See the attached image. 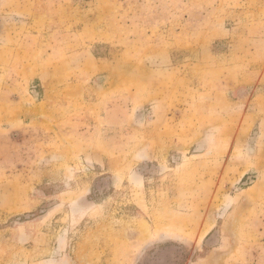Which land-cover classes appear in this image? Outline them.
Wrapping results in <instances>:
<instances>
[{
  "label": "rangeland",
  "instance_id": "1",
  "mask_svg": "<svg viewBox=\"0 0 264 264\" xmlns=\"http://www.w3.org/2000/svg\"><path fill=\"white\" fill-rule=\"evenodd\" d=\"M0 264H264V0H0Z\"/></svg>",
  "mask_w": 264,
  "mask_h": 264
}]
</instances>
